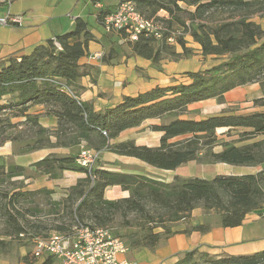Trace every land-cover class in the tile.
I'll return each mask as SVG.
<instances>
[{"label":"trees","instance_id":"trees-1","mask_svg":"<svg viewBox=\"0 0 264 264\" xmlns=\"http://www.w3.org/2000/svg\"><path fill=\"white\" fill-rule=\"evenodd\" d=\"M134 1L140 12L148 18L156 17L161 11L171 17L176 13H185L186 9L180 3L195 8L191 13L193 21L203 19L212 10H230L241 14L235 22L215 27L199 24L190 30L194 41L201 46L204 57L225 56L226 60L205 71L187 73L192 80L190 84L155 88L135 97H125L123 103L114 108L95 112L90 104L81 102L76 94L78 82L86 75L79 60L87 54L88 44L94 40L87 23L78 19L72 31L55 40H48L31 55L23 56L20 60L9 59L0 69V101L4 96H12L9 105H0V113L18 106L26 111L30 105L35 104L52 107L50 113L57 117L58 128L51 132L40 127L38 136L46 137L36 142L32 149L49 145L48 136L54 135L57 138V143L52 145L54 147L84 143L89 149L135 158L151 167L167 171H175L190 162L202 161L206 164L251 167L263 164L264 139L241 147L235 143L222 142V150L219 152L213 148L218 142L217 131L221 129H228V132L245 129L239 133L240 142L264 136V112L224 114L205 120L182 119V115L188 111L189 105L222 98L225 93L239 86L260 83L264 92V28L249 19L250 15L264 10V0ZM167 39V34L160 41L141 36L136 42H127L126 48L132 56L154 63L169 57L178 60L188 56L189 49L182 45L184 53L178 54L170 47ZM114 53L115 48H112L109 56ZM103 61L108 62L105 54ZM256 103H264V98ZM29 119L33 125L36 124ZM151 119L161 120L160 125L151 127L153 131L163 134L159 147L137 146L133 141L111 145L110 141L116 140L125 130ZM3 124L0 123V144L8 139L5 137L7 127L12 128L6 121ZM77 157L51 155L35 167L47 175L55 169L87 173L86 179L69 189L70 195L66 202L73 205L70 207V215L83 223L90 214L101 225L109 217L122 216L125 226L139 229V232L124 239L132 250H156L162 241L175 234L173 225L188 219L198 208L207 216L217 218V224L223 228L239 227L247 215L264 211V170L240 176L219 175L211 180L175 176L171 183H167L145 175L101 170L97 165L89 172L76 163ZM24 171L23 168L13 167L8 175L21 176ZM0 174L4 172L0 170ZM110 186H119L128 191L130 196L116 201L106 200L105 190ZM40 192L48 194L46 190L15 193L9 200V209L5 214L9 217L8 226H13V232L16 233L14 239H20L21 234L31 232L20 225L18 216L9 215L11 209L16 210L21 200L32 202ZM27 212L36 215L30 208ZM17 215L21 216L20 213ZM211 229L210 224H205L192 227L186 232L207 233ZM5 234L10 236L12 233L7 231ZM49 262L50 259L45 264ZM177 264H264V251L216 258L195 249L181 254Z\"/></svg>","mask_w":264,"mask_h":264},{"label":"crops","instance_id":"crops-1","mask_svg":"<svg viewBox=\"0 0 264 264\" xmlns=\"http://www.w3.org/2000/svg\"><path fill=\"white\" fill-rule=\"evenodd\" d=\"M64 2L71 4L73 11L76 10L75 16L69 17L70 19H67L65 15L57 14L58 7ZM114 5L115 1L113 0H16L12 2L9 8L0 3L1 15L6 14L10 9L12 15L24 17L22 26L0 25V69L7 64L9 59L20 60L23 56L31 55L38 46L45 44L48 40H55L56 37L72 31L75 28L76 20L81 19L87 23L94 40L89 42L87 54L79 60V65L86 70V75L78 82L76 94L81 102L90 104L95 112H101L120 105L125 97H135L155 88L190 84L192 80L187 73L205 71L226 60L225 56L204 57L201 46L197 43L191 45L195 50L191 51L193 53L189 54L190 57H183L178 60L169 57L159 63H154L151 60L132 56L130 50L126 48L127 42H124L121 35L117 33L108 34L103 29L102 17L113 10ZM180 6L184 9L188 7L184 3H180ZM161 12L166 13L165 11ZM160 14L159 12L158 15ZM112 48H115L116 53L109 56ZM99 51L104 52L108 62L88 58L89 55ZM126 53L129 55L126 56ZM176 53L182 54L183 49L181 47L177 48ZM263 98L264 92L260 83L239 86L225 93L222 98H213L189 105L188 111L182 115V119L205 120L224 114L249 115L264 112V103H256L257 100ZM11 102L12 96H4L0 101V105H9ZM51 110V106L35 104L30 105L26 111H23V108L19 106L11 107L0 115V117H5V121L12 125V128H9L6 132L7 137L9 136L8 139L0 145V170L4 172L0 176L11 183L20 182L23 184L22 187L20 186V188L6 193L5 211L9 209V200L15 193L46 190L48 194L45 192L39 194L46 195L48 199L54 202L53 205L56 202H61L59 199L57 201V195L59 198H65L66 201L70 195L69 189L88 177L85 172L65 171V175L61 178L50 180L47 174L38 169L37 173L45 177L28 180L23 174L21 176L8 175L10 168L13 167L33 170L38 162L51 155L60 157L77 156L83 146H86L81 143L76 146L54 147L52 145L57 143V138L50 135L48 137L49 145H44L38 149H32L29 146H24V148L20 145L22 138L8 135V131L17 128L19 133L31 130L36 136H38L40 127L51 132L56 131L58 119L50 113ZM189 113H195L199 115V118L186 117L185 115ZM29 118L36 124L33 125ZM160 124V119L147 120L139 126L125 130L116 140L110 141V143L116 145L133 141L137 146L157 148L161 144L163 134L153 131L151 127ZM222 130L228 132V129ZM232 131L238 134L234 140L237 141L235 145L239 147L264 139V136H259L253 140L240 142L239 133L246 130ZM99 160L101 164L98 168L111 172L148 176V170H158L138 159L117 155L110 151L102 152ZM183 167L184 165L175 171H162L173 173L174 179L177 175L184 177L180 173ZM208 167L211 168V171L215 170L212 177L200 178L211 180L219 175L256 174L263 170L264 163L255 167L233 166L224 163L213 164ZM68 178H71V180ZM118 191V197L112 196L113 193ZM129 196L130 193L119 186H110L105 190V199L109 201L125 199ZM41 207L44 209L45 205L42 204ZM24 209V207H21L20 210V206H16V210L21 212L20 225L27 227L26 222H28L30 216L24 212ZM50 216L56 217L57 215L55 212L48 213V216L45 213L47 219ZM211 220H214V217L207 216L200 208L195 209L188 219L173 225L172 230L175 234L165 240L156 250L130 249L126 255H121L119 258L133 261L135 264H177L181 254L195 249L216 258L252 255L264 251V211L247 215L243 224L239 227L223 228L218 224H212V229L207 233L199 231L186 232L192 227L209 224ZM48 222L49 225L42 227L47 231L45 234H48L49 230L59 232V229L67 230L69 228L66 224H58L52 220ZM5 224L7 227L9 225L8 221ZM37 234L35 235H40ZM48 237L38 239H47ZM48 259L50 258L35 259L32 257L31 251L28 253L27 250L22 248L0 247V264H45ZM49 264H60V261L52 258Z\"/></svg>","mask_w":264,"mask_h":264},{"label":"rangeland","instance_id":"rangeland-1","mask_svg":"<svg viewBox=\"0 0 264 264\" xmlns=\"http://www.w3.org/2000/svg\"><path fill=\"white\" fill-rule=\"evenodd\" d=\"M247 1H250V0H247ZM183 7H185V6L183 5ZM186 8L187 9L185 10V13H176L173 17H171L169 14H168L169 15L168 16L167 13L160 12L161 13L160 17H164L165 19H169L168 22L166 23L168 29L171 32H174L177 34V37L175 38L174 43L170 44V47L176 51L177 48H180V47L182 48V45H183L184 47H186L187 49L190 50L189 54H192L193 52H191V51L195 50L194 48L191 47V45L193 43H196L194 41V39L192 38L191 33H190V30L192 27L197 28L199 24H207L210 27H215V26H218L222 23L235 22L242 16L239 13H232L230 10H212V11H209L204 16L203 19H197V20L193 21L191 18V13H193L195 11V8L194 7H186ZM57 14L65 15V17L68 19L69 17L75 16L76 10L73 11V7H71V4L64 2L60 7H58ZM67 14H69L68 17H67ZM249 19H250V21H252L255 24H258L262 28H264V10L261 12H258L256 14L250 15ZM179 39H181V40H179ZM189 54L187 57H190ZM191 56H193V55H191ZM211 60H214V59H211ZM1 114L2 113H0V115ZM185 116L190 117V118H199V115H197L195 113H189ZM4 121H5V117L1 116L0 117V123L3 124ZM7 130H9V128ZM18 131H19L18 128L15 130L11 129L10 132L8 131V133H9L8 135H13L14 137L22 138V141L20 144L22 147H24V146L25 147H28V146L32 147L40 139H45V137H46V136H41V135L36 136L35 133L31 130L30 131L25 130L22 133H19ZM236 133L237 132H235V131L224 132V130H222V129L218 130V132L216 134L218 137V142L214 145L213 150L215 152H219L222 149V146H221L222 142H230L231 144L236 143L237 141L234 140L235 137H237V135H238ZM6 136H7V134L5 135V137ZM1 139H3V138H1ZM3 143H1V144H3ZM80 152H79V154H80ZM111 153H113V152H111ZM100 164H101V162L99 160L96 164L97 168L99 167ZM209 165H213V164H206L203 161L200 163L199 162H191V163L184 165L182 170H180V173L186 178H188V177L210 178L214 174L215 170L211 171V168L208 167ZM263 170H264V167H263ZM65 171H68V170L55 169L54 172L50 175H47V177L50 180H57V179L61 178V176L65 175L64 174ZM22 174L28 180H32L33 178L45 177V176L39 175L37 173L36 167L33 170L27 169ZM147 175L151 178L161 180V181H164L167 183H171L173 181V173H170L167 171L164 172L160 169L148 170ZM177 176H179V175H177ZM68 179L71 180V178H68ZM20 186L22 187L23 184H21L20 182L11 183L8 180L1 178V176H0V247L2 246L4 248H10V249L22 248V249L27 250L28 253H29V251H31V253H33V251L35 249V245H34L35 240H37L38 238H42V237L43 238L48 237L53 232H56V231H50L49 230L48 234H45V233H47V231L44 228L42 229V227H44L45 225H49L48 221L52 220L58 224H64V225L66 224L69 227L66 231H70L77 223H79L75 219L74 216L70 215V207H73V205H72V203L66 202L65 198L64 199L59 198V196L57 195L56 196L57 201L59 199V201H61V202H56V204L53 205L54 202L51 201L50 199H48L46 195L38 194V196L36 198H34L32 200V202H29V200L28 201L21 200L22 202H20L18 205V206H20V210H21V207H24L25 208L24 212L30 216V218L27 220L28 222H26V224L28 226L27 227L25 226V227L27 228V230H29L31 232V234H26L24 236V238L14 239V237L16 236V233L13 232V226H7V227L5 226L6 225L5 222L9 218L8 215L5 214L8 212V210L5 212V200L7 197L6 193H9L10 191L15 190L17 188H20ZM109 195H111V194H109ZM118 195H119V191L112 194V196H117V197H118ZM22 203H23V205H22ZM42 204L45 205L44 209H43V207H41ZM28 208L35 211L36 215H32L31 213H28L27 212ZM52 212H55L57 216L56 217L50 216V218L47 219L45 217V213L48 216V213H52ZM18 213H20V215H21V212L19 210L11 209V212L9 215L14 214V215L18 216V219L20 220L21 216L17 215ZM108 219L109 220H107L105 224L101 225L98 223V221L96 219L92 218V215L89 214L84 219L83 224H90L91 226L98 227V228L99 227L110 228L115 234H118L121 238H123V240L127 239L128 236L139 232V229L136 227L125 226V220L120 215L109 217ZM217 222H218L217 218H214V220H211V222L209 224L210 225L217 224ZM31 224L34 225L36 227V229H34ZM7 231H10L12 233L11 234L12 236L10 235V237H6V236H9V235L5 234ZM37 233L40 234L41 236L40 235L36 236L35 234H37ZM163 243H164V241H162L160 243V245H162Z\"/></svg>","mask_w":264,"mask_h":264},{"label":"built area","instance_id":"built-area-1","mask_svg":"<svg viewBox=\"0 0 264 264\" xmlns=\"http://www.w3.org/2000/svg\"><path fill=\"white\" fill-rule=\"evenodd\" d=\"M114 9L102 19L106 33L125 35L124 42H136L141 36L152 37L160 41L168 35V43L173 44L177 34L171 32L164 17L157 15L148 18L137 8L134 0H113ZM1 4L10 7L12 0H2ZM23 16H14L10 9L0 14V25H23ZM56 46L61 49L59 44ZM104 52L99 51L88 56L90 60L102 61ZM100 151L83 146L76 163L91 172L101 156ZM24 234L19 237L24 238ZM32 257L35 259L55 258L60 264H135L127 259H120L130 248L120 237L107 227H94L90 224L77 223L70 231L54 232L47 239L35 240Z\"/></svg>","mask_w":264,"mask_h":264}]
</instances>
